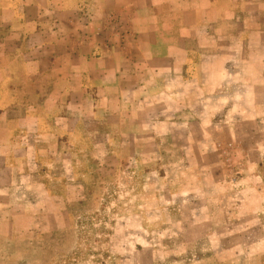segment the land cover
I'll return each mask as SVG.
<instances>
[{"label":"crops","instance_id":"obj_1","mask_svg":"<svg viewBox=\"0 0 264 264\" xmlns=\"http://www.w3.org/2000/svg\"><path fill=\"white\" fill-rule=\"evenodd\" d=\"M247 137H264V0H0V248L70 232L73 190L98 205L108 174L112 204L142 208L127 229L159 216L193 243Z\"/></svg>","mask_w":264,"mask_h":264},{"label":"rangeland","instance_id":"obj_2","mask_svg":"<svg viewBox=\"0 0 264 264\" xmlns=\"http://www.w3.org/2000/svg\"><path fill=\"white\" fill-rule=\"evenodd\" d=\"M246 145V154L239 157V149L226 148L231 154L224 187L214 193L212 215L192 223L193 243L177 235L178 230L158 228L183 227L162 223L159 216L148 222L155 225L152 232H143L135 220L127 229L119 212L142 208L112 204L119 197V177L108 174L100 184L103 189L96 190L98 205L91 203L89 191L78 201L79 190H73L78 204L71 207L70 232L1 247L0 264H264V137H247ZM91 192L95 196L94 188ZM205 231L207 236L197 239Z\"/></svg>","mask_w":264,"mask_h":264}]
</instances>
